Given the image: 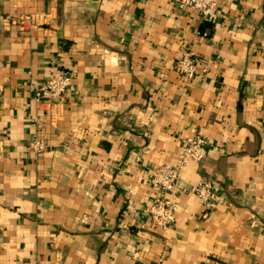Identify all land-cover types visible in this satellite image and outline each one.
<instances>
[{
  "label": "crops",
  "instance_id": "1",
  "mask_svg": "<svg viewBox=\"0 0 264 264\" xmlns=\"http://www.w3.org/2000/svg\"><path fill=\"white\" fill-rule=\"evenodd\" d=\"M179 1L0 0V264H264V0L211 22ZM187 51L207 68L193 80ZM57 67L73 89L36 102ZM193 136L206 157L161 230L151 172Z\"/></svg>",
  "mask_w": 264,
  "mask_h": 264
},
{
  "label": "built area",
  "instance_id": "2",
  "mask_svg": "<svg viewBox=\"0 0 264 264\" xmlns=\"http://www.w3.org/2000/svg\"><path fill=\"white\" fill-rule=\"evenodd\" d=\"M222 0H180V6L187 10L196 11L204 21H213L217 18L218 5ZM178 74L186 79L193 80L200 74L207 72L206 67H199L198 60L191 51L182 54L175 61ZM74 74L63 68H54L50 71L48 79L33 90V99L58 101L73 89ZM30 150L41 153L45 149L44 143L33 138L28 144ZM207 141L204 138L193 136L182 141L174 164L163 163L153 168L149 179L150 184L160 193L167 196H157L148 207L150 223L156 228L165 230L174 221L176 209L175 187L181 174V169L189 162H201L206 157ZM198 202L206 208L214 206L216 199L211 193V185L201 181L190 189Z\"/></svg>",
  "mask_w": 264,
  "mask_h": 264
}]
</instances>
